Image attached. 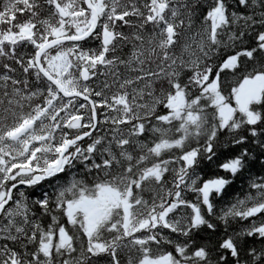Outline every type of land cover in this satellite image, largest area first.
<instances>
[{
  "label": "snow or ice",
  "instance_id": "obj_1",
  "mask_svg": "<svg viewBox=\"0 0 264 264\" xmlns=\"http://www.w3.org/2000/svg\"><path fill=\"white\" fill-rule=\"evenodd\" d=\"M0 264H264V0H0Z\"/></svg>",
  "mask_w": 264,
  "mask_h": 264
}]
</instances>
